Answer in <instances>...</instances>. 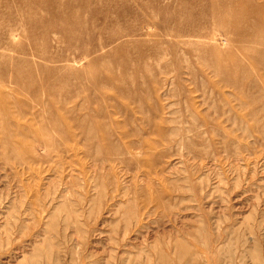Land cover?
<instances>
[{
	"label": "rangeland",
	"instance_id": "obj_1",
	"mask_svg": "<svg viewBox=\"0 0 264 264\" xmlns=\"http://www.w3.org/2000/svg\"><path fill=\"white\" fill-rule=\"evenodd\" d=\"M0 264H264V0H0Z\"/></svg>",
	"mask_w": 264,
	"mask_h": 264
}]
</instances>
